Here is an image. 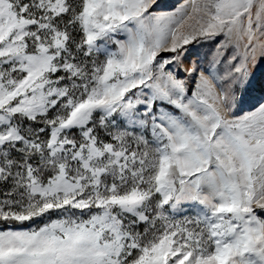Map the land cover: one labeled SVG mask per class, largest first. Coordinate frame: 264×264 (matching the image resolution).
I'll list each match as a JSON object with an SVG mask.
<instances>
[{
	"label": "snow or ice",
	"instance_id": "6c2138e0",
	"mask_svg": "<svg viewBox=\"0 0 264 264\" xmlns=\"http://www.w3.org/2000/svg\"><path fill=\"white\" fill-rule=\"evenodd\" d=\"M262 65L264 0H0V264H264Z\"/></svg>",
	"mask_w": 264,
	"mask_h": 264
},
{
	"label": "rangeland",
	"instance_id": "374dc122",
	"mask_svg": "<svg viewBox=\"0 0 264 264\" xmlns=\"http://www.w3.org/2000/svg\"><path fill=\"white\" fill-rule=\"evenodd\" d=\"M204 51H207V46L204 47ZM258 78L262 75H264V65L261 66L260 71L258 72ZM256 98H259V95L257 94Z\"/></svg>",
	"mask_w": 264,
	"mask_h": 264
}]
</instances>
